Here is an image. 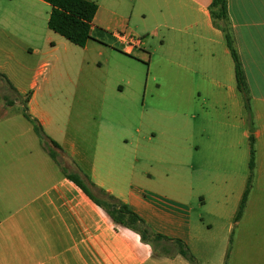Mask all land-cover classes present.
Returning <instances> with one entry per match:
<instances>
[{
  "label": "crops",
  "instance_id": "crops-1",
  "mask_svg": "<svg viewBox=\"0 0 264 264\" xmlns=\"http://www.w3.org/2000/svg\"><path fill=\"white\" fill-rule=\"evenodd\" d=\"M88 1L98 5L91 40L74 47L99 59L66 56L57 81L0 105V264H192L175 241L197 264H264V0H227L246 96L212 0ZM51 11L0 0V32L30 28L39 42L46 31L55 43ZM117 33L145 40L127 53ZM16 66L6 57L0 72L26 98L27 63ZM192 103L198 117L181 112ZM25 111L76 171L172 241L115 223L66 177Z\"/></svg>",
  "mask_w": 264,
  "mask_h": 264
},
{
  "label": "trees",
  "instance_id": "trees-1",
  "mask_svg": "<svg viewBox=\"0 0 264 264\" xmlns=\"http://www.w3.org/2000/svg\"><path fill=\"white\" fill-rule=\"evenodd\" d=\"M48 3L51 8V15L48 23L49 29L63 37L75 46L84 48L91 40L92 23L98 11V5L88 0H42ZM210 13L214 26L226 35L228 47L236 65V78L239 91L246 96V87L242 67L237 52L235 51L229 32V16L227 0H212ZM0 78L9 85L8 79L0 74ZM10 90L17 93L12 86ZM31 95L26 97L29 101ZM8 106L14 105V102L7 101ZM25 118L30 121L37 135L44 143V148L50 156L61 166L59 157L65 155L62 148L44 132L42 125L36 119L32 118L27 111L24 112ZM254 169V153L252 151L251 170ZM66 177L82 189L98 206L102 207L110 215L112 220L120 225L129 227L138 232L143 240H167L159 235H154L140 219L138 215L132 212L126 205L122 204L108 193L97 188L87 176H82L80 171L68 173L67 168H62ZM180 246V254L192 264H197L196 259L190 254L187 247L181 241H175Z\"/></svg>",
  "mask_w": 264,
  "mask_h": 264
},
{
  "label": "rangeland",
  "instance_id": "rangeland-1",
  "mask_svg": "<svg viewBox=\"0 0 264 264\" xmlns=\"http://www.w3.org/2000/svg\"><path fill=\"white\" fill-rule=\"evenodd\" d=\"M30 31V28L21 29V31L18 32L19 35L15 34L17 37L0 32V63L3 62L6 57H9V64L11 67L17 68L16 60H21L22 62L27 63V69L22 73L20 72L19 79L21 82L20 85L26 88L28 96L32 95L34 90L38 91L40 88L47 86L51 81H57L58 72L56 67L61 65V63H64L63 60L66 56L76 57L77 59L82 60L89 54L99 59L98 55L100 51L97 49L85 52L83 49L74 47L75 45H71V43L68 44L67 41L64 38L61 39L62 37L59 35H53L55 43L49 42L44 37L47 35L46 31L42 37H37V39L41 38L39 42H35V40H29L27 38L29 34H34V31L27 34ZM140 39L142 41L145 40L143 37H140ZM27 41L31 42V45L35 47L36 51L34 54L27 53V45H25ZM4 49L7 51L6 53ZM108 54L109 53H106L105 55ZM101 61L104 62V58H102ZM44 63H48V66L45 69H41V65ZM142 66L143 68L147 69V63L143 64ZM76 73L77 70H75V75H77ZM0 74L3 75L1 72ZM144 76L145 73L141 75L142 83ZM192 77L194 82H196L195 84L198 86L197 78L195 76ZM32 82L36 83V88H30ZM149 85L150 87L153 86L152 79ZM8 88V83L0 78V105L8 104L7 101H21L22 103L26 101V98L19 97L17 93L10 91ZM181 112L186 115H196L198 117V105L196 103H192L190 107L181 108ZM59 161L61 168L68 167L70 172L76 171V168L68 159L59 157ZM149 242L157 243V241L154 240H149Z\"/></svg>",
  "mask_w": 264,
  "mask_h": 264
},
{
  "label": "built area",
  "instance_id": "built-area-1",
  "mask_svg": "<svg viewBox=\"0 0 264 264\" xmlns=\"http://www.w3.org/2000/svg\"><path fill=\"white\" fill-rule=\"evenodd\" d=\"M117 38L121 43V48L127 53H131L142 46V40L139 37L129 33H117Z\"/></svg>",
  "mask_w": 264,
  "mask_h": 264
}]
</instances>
